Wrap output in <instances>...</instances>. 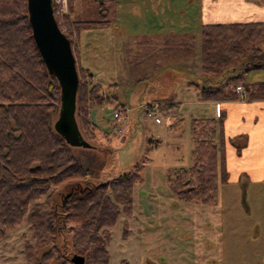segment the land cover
I'll list each match as a JSON object with an SVG mask.
<instances>
[{"label": "trees", "instance_id": "16d2710c", "mask_svg": "<svg viewBox=\"0 0 264 264\" xmlns=\"http://www.w3.org/2000/svg\"><path fill=\"white\" fill-rule=\"evenodd\" d=\"M96 1L99 19L83 20L76 13L75 0H67L65 11L62 3L53 0L77 64L81 33L111 25L107 4L114 0ZM201 40L203 74L188 75L200 88L201 101H264V81L251 83L245 78L246 71L264 66V22L204 24ZM230 69L238 71L227 76ZM78 71L77 119L82 132L96 139L100 127L91 119L92 110L109 105L110 98L94 83L91 70L79 67ZM238 86L245 97L236 91ZM60 103L59 82L48 72L33 37L27 0H0V239L26 220L34 231L33 242H25L26 264H73L65 254L69 248L84 255L86 264H110L111 230L120 215L135 213L134 190L144 182L143 165L93 186L82 188L76 182L80 189L67 194L53 188L72 178L87 180L92 172L91 165L78 158L75 147L55 130L53 119L59 115ZM226 115L222 110L218 117L191 120L194 163L168 174L169 187L179 200L218 205L220 186L230 183ZM247 139L246 135L230 139L238 154ZM90 144L91 148L80 149L96 148ZM67 223L72 224V244L61 249L58 232Z\"/></svg>", "mask_w": 264, "mask_h": 264}, {"label": "rangeland", "instance_id": "374dc122", "mask_svg": "<svg viewBox=\"0 0 264 264\" xmlns=\"http://www.w3.org/2000/svg\"><path fill=\"white\" fill-rule=\"evenodd\" d=\"M143 2H108L109 19L114 25H109V29L91 30L90 34L81 33L77 68L91 69L94 83L103 87L110 104L95 106L92 110L91 119L100 127L97 138L90 139L82 132L96 148H74L75 155L92 167L87 180L72 178L53 188L67 194L76 191L79 187L76 182L80 181L82 188L93 186L141 164L144 182L136 185L134 190L135 213L131 217L120 215L111 230L110 264H264V184H249L243 180L246 176L243 174L241 183L220 186L217 206L183 202L169 187L171 170L190 167L194 163L190 115L212 117L218 115V110L216 106L196 109L195 105L184 104L174 111L179 115L176 118L173 117L175 113H158L161 123L146 114L143 101L158 100L152 98L169 94L167 90L157 94L154 86L158 81L162 82L160 89L168 85L167 79L160 74L164 70L160 62L173 58L179 47L164 48L165 54L159 57L155 54L158 52L150 51L137 39V33L144 35L143 29L147 27L131 15L132 12L140 15ZM175 3L174 7H185L184 0H175ZM75 7L80 19H99L100 8L96 0H75ZM120 10L127 15L124 25L138 26L137 32L121 34V27L115 30L116 23L122 18ZM196 35L194 47L202 55L201 32ZM201 55L195 58L197 71H201L198 67V64L202 65ZM175 76L178 84L183 82L181 75ZM187 77L183 76V79ZM256 79H264V71L251 72L247 81ZM177 97L180 99L178 92ZM126 108L128 110L124 111ZM116 111L123 119L119 127L114 118ZM57 118L58 115L54 117V123ZM232 146L237 149L235 144ZM62 226L56 242L64 249V244H72V224ZM33 236L34 231L26 220L10 230L6 238L0 239V264H26L25 242H33ZM65 254L73 257L78 253L69 248Z\"/></svg>", "mask_w": 264, "mask_h": 264}, {"label": "crops", "instance_id": "0c3cea01", "mask_svg": "<svg viewBox=\"0 0 264 264\" xmlns=\"http://www.w3.org/2000/svg\"><path fill=\"white\" fill-rule=\"evenodd\" d=\"M124 1L121 0V2ZM142 1L144 2L140 15H135L134 12L131 15V12H127L128 15H134L138 23L142 21L147 27V29H143L145 30L142 32L144 35L137 33V37H139L137 39L150 51L158 52L155 54L159 55V57L165 54L164 48H173L171 46L179 47L178 52H175L177 55L174 54L173 58L169 61L163 60L160 62L164 69L160 74H163V77L167 79L168 85L160 89L159 86H162V82L158 81L154 86L157 94L165 90L169 91V94L157 98L153 97L152 99L158 100L143 101V103L149 105L157 104L159 105V113L164 111L172 115L175 113L174 111L178 110L181 105L184 106V104L186 106L195 105L196 109L206 106H216L218 115H213L212 117H218L220 112L225 110L227 115L224 122V132L226 136V162L229 172V184L241 183L242 181L239 180L243 174L247 176H244L243 180L249 184H264V101L240 99L237 101L203 102L200 100V88L191 83L192 81L189 77L185 80L183 79V76L190 74L194 77H200L202 76L201 73L203 74L202 65L199 66L198 64L201 71H197L194 68V64H196L195 58L201 55L199 51L197 53V50H195L194 39L197 40L196 34L198 33L199 36L202 25L264 22V0H184L185 7L180 8L174 7L176 4L175 0ZM161 6H163V10H161ZM120 12L122 18L116 23L115 30L121 27V34H129V32L131 33L135 30L137 32L138 26L130 27L124 25V18L125 16L127 18V15L122 10ZM113 25L114 22L111 21L110 26ZM110 26H107V29L111 28ZM86 32L92 33L91 31ZM134 35L136 34L132 36ZM81 47L84 49L83 44ZM82 55L80 57L81 61ZM174 57L177 58L174 59ZM178 58L181 60L177 61ZM256 70L264 71V66L246 71V81L250 77L251 72ZM237 71L230 69L226 75L230 76ZM193 73L197 74L194 75ZM175 74L181 75L183 82L178 84ZM153 79L150 81H153ZM258 81H264V79H256L255 81H251V83ZM141 88L143 89V87ZM177 92L178 96L180 95V99L177 97ZM171 97H175L174 100L168 101ZM165 105H171L172 107L165 108ZM178 116L177 113L173 115L174 118ZM190 116L191 120L193 118H200V116L193 114ZM242 135L247 136V145L242 149L241 154H238L237 149L230 143V139Z\"/></svg>", "mask_w": 264, "mask_h": 264}, {"label": "water", "instance_id": "95a60500", "mask_svg": "<svg viewBox=\"0 0 264 264\" xmlns=\"http://www.w3.org/2000/svg\"><path fill=\"white\" fill-rule=\"evenodd\" d=\"M29 22L39 53L48 72L61 88L60 111L55 130L73 147L91 148L77 119L79 72L70 39L61 30L55 16L53 0H27ZM73 264H86L84 255L75 254Z\"/></svg>", "mask_w": 264, "mask_h": 264}, {"label": "built area", "instance_id": "2783aa9c", "mask_svg": "<svg viewBox=\"0 0 264 264\" xmlns=\"http://www.w3.org/2000/svg\"><path fill=\"white\" fill-rule=\"evenodd\" d=\"M57 3H62L63 4V9L65 11L66 9V3H67V0H55ZM236 91L238 93L241 94L242 97H245V94L243 93V88L241 86H238ZM142 107V106H141ZM143 107H145V111H146V114L149 116V117H155L156 119V122H161V119L160 117H158V113H159V105L157 104H150V105H147V104H143ZM121 113L119 112H115L114 113V118L115 120L117 121V127H119L122 123H123V119L122 117L120 116ZM121 131V130H120Z\"/></svg>", "mask_w": 264, "mask_h": 264}]
</instances>
